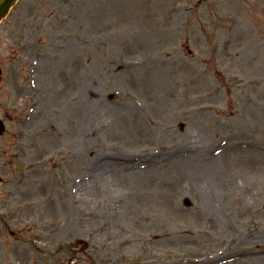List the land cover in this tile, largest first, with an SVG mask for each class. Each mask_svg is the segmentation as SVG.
<instances>
[{
	"label": "rangeland",
	"instance_id": "1",
	"mask_svg": "<svg viewBox=\"0 0 264 264\" xmlns=\"http://www.w3.org/2000/svg\"><path fill=\"white\" fill-rule=\"evenodd\" d=\"M3 67L0 264L263 255L264 0H18Z\"/></svg>",
	"mask_w": 264,
	"mask_h": 264
},
{
	"label": "bare ground",
	"instance_id": "2",
	"mask_svg": "<svg viewBox=\"0 0 264 264\" xmlns=\"http://www.w3.org/2000/svg\"><path fill=\"white\" fill-rule=\"evenodd\" d=\"M125 122H126V120L121 117V123L123 124ZM133 124L136 125L135 122H133ZM248 146H249V149L252 148V147H250V145H248ZM205 157H207L208 160L213 159L212 156H207L206 154H205ZM147 168H151V167L147 166L145 169H147ZM142 170H144V169H142ZM169 185H170V181L166 182V184L164 185L165 191H164V189L160 191L161 195L164 193V195L166 197L165 198L166 201H170V199H169L170 196L168 195L169 194L168 192L170 191ZM174 214H178V212H174ZM216 220L218 221V220H220V218L217 217ZM211 223L212 222H210L209 225ZM219 223H220L221 234H223L227 230V228L225 226V222L220 221ZM149 225L153 228H159L158 231H155L153 238H155V243H159L157 245H160V246H163V244H165L167 242V243L173 245L174 248H179L180 246H182L185 242H188L189 240L196 243L199 239H203V236H201V234L204 232V227L200 226L196 221L191 222V227H188V226L182 227V230L180 232H176V235L174 234V232L169 230L168 227L164 226L161 222L155 223V224L151 222ZM222 230H223V233H222ZM262 234H264V231L262 232ZM125 240H127V239H125ZM125 240L123 239V241H125ZM131 241H132V239H130L128 243L131 244ZM190 244H191V242H188L187 243L188 246L183 245V247H186L190 250H193L194 248L189 246ZM236 246H238V245H234V249L232 251L235 250ZM245 251H246V248H242L239 250V252H240L239 254H241L239 256V258H241L240 261H242L246 264H248V263L264 264V250L261 251V254H263L262 256L255 257L253 259H250L249 258L250 253L245 252ZM243 252H245V253H243ZM253 256H257V254L255 253ZM186 260H190V263H188V264H205L209 259L199 258V255H194L192 258H186ZM164 264H168V262H165Z\"/></svg>",
	"mask_w": 264,
	"mask_h": 264
},
{
	"label": "water",
	"instance_id": "3",
	"mask_svg": "<svg viewBox=\"0 0 264 264\" xmlns=\"http://www.w3.org/2000/svg\"><path fill=\"white\" fill-rule=\"evenodd\" d=\"M15 0H0V19L5 15L11 4ZM3 129V127L0 125V132ZM185 204H189V201L187 199L184 201Z\"/></svg>",
	"mask_w": 264,
	"mask_h": 264
}]
</instances>
